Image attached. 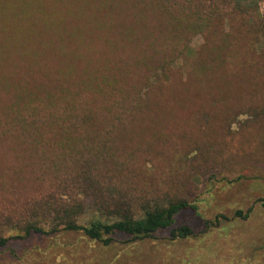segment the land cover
<instances>
[{
	"label": "trees",
	"instance_id": "trees-1",
	"mask_svg": "<svg viewBox=\"0 0 264 264\" xmlns=\"http://www.w3.org/2000/svg\"><path fill=\"white\" fill-rule=\"evenodd\" d=\"M259 1L0 0V257L196 237L193 178L264 168ZM151 114L165 173L126 142Z\"/></svg>",
	"mask_w": 264,
	"mask_h": 264
},
{
	"label": "rangeland",
	"instance_id": "rangeland-1",
	"mask_svg": "<svg viewBox=\"0 0 264 264\" xmlns=\"http://www.w3.org/2000/svg\"><path fill=\"white\" fill-rule=\"evenodd\" d=\"M258 8L264 14V0L259 1ZM201 42V36L192 41L195 46ZM235 118L232 121L237 123L242 119ZM159 123L160 120L151 114L139 127L132 128L126 142L131 143L128 145L130 147L145 142L149 149L144 155V166L154 172L165 173L170 167L169 159L167 154L158 152V147L173 130H159ZM231 125L235 127L234 124ZM172 144L173 141L166 146L167 152H174L176 146L172 148ZM157 168L160 170H156ZM241 174L242 177L237 178ZM206 176L200 174L193 178L194 187L189 194L190 197L198 198L201 215L185 211L177 217L179 224L190 225L198 231L196 237L174 243L151 240L132 248L116 243L104 249L92 248L75 241L67 247L57 245L49 248L60 254L58 262L52 259L50 264H66L67 261L70 264H105L110 260L117 264H264V206L257 200L264 197V168L249 167L232 173L223 169L216 174L212 185ZM250 206L252 209L247 217L230 218L235 209L242 208L246 211ZM221 213L230 219L218 218L217 224H204L205 220L214 222L216 214ZM75 237L72 234L68 236L72 242ZM30 242L37 244L41 241L33 239ZM0 264H44V261L27 258L20 263L0 257Z\"/></svg>",
	"mask_w": 264,
	"mask_h": 264
}]
</instances>
